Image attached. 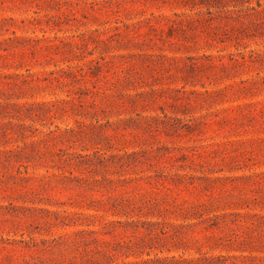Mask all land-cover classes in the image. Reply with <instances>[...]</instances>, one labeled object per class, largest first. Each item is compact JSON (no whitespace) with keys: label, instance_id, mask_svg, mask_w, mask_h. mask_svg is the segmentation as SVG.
I'll return each instance as SVG.
<instances>
[{"label":"rangeland","instance_id":"rangeland-1","mask_svg":"<svg viewBox=\"0 0 264 264\" xmlns=\"http://www.w3.org/2000/svg\"><path fill=\"white\" fill-rule=\"evenodd\" d=\"M0 264H264V0H0Z\"/></svg>","mask_w":264,"mask_h":264}]
</instances>
